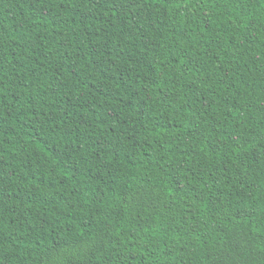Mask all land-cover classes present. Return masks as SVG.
<instances>
[{
	"label": "trees",
	"instance_id": "1",
	"mask_svg": "<svg viewBox=\"0 0 264 264\" xmlns=\"http://www.w3.org/2000/svg\"><path fill=\"white\" fill-rule=\"evenodd\" d=\"M0 264H264V0H0Z\"/></svg>",
	"mask_w": 264,
	"mask_h": 264
}]
</instances>
